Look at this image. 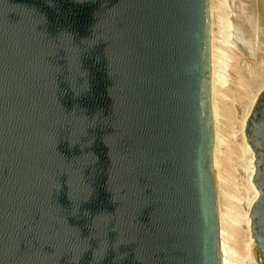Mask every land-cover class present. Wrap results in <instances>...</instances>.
I'll use <instances>...</instances> for the list:
<instances>
[{
  "label": "water",
  "instance_id": "water-1",
  "mask_svg": "<svg viewBox=\"0 0 264 264\" xmlns=\"http://www.w3.org/2000/svg\"><path fill=\"white\" fill-rule=\"evenodd\" d=\"M207 0H0V264H220ZM264 264V85L244 122Z\"/></svg>",
  "mask_w": 264,
  "mask_h": 264
},
{
  "label": "rangeland",
  "instance_id": "rangeland-1",
  "mask_svg": "<svg viewBox=\"0 0 264 264\" xmlns=\"http://www.w3.org/2000/svg\"><path fill=\"white\" fill-rule=\"evenodd\" d=\"M232 1L213 0L218 199L223 213L222 236L227 264H250L244 213L251 190L249 192L246 185L249 164L241 141V115L257 86L263 82L264 56L251 58L243 43L238 41L235 30H232ZM248 62L251 67L255 64L257 68L253 67L262 73L256 80L249 74Z\"/></svg>",
  "mask_w": 264,
  "mask_h": 264
},
{
  "label": "bare ground",
  "instance_id": "bare-ground-1",
  "mask_svg": "<svg viewBox=\"0 0 264 264\" xmlns=\"http://www.w3.org/2000/svg\"><path fill=\"white\" fill-rule=\"evenodd\" d=\"M233 20H232V30H235L236 37L240 43H243L245 49L247 50V54L253 57H262L264 56V11L262 13V9H264V0H233ZM231 7V6H230ZM214 4L213 0H207V10H208V46H209V73H208V83H209V110L211 116V124H212V141H211V161H212V169H213V178H214V186H215V199H216V221H217V243H218V251H219V262L220 264H227V254L225 243L223 240V227H222V210L220 207V202L218 199V161H217V127H216V108H215V92L213 93V88L216 85V69L214 65V32H213V24H214ZM232 11V10H231ZM231 23V22H230ZM235 36V35H234ZM242 45V44H241ZM216 48V47H215ZM245 50V51H246ZM249 56V57H250ZM250 58V59H251ZM249 59V60H250ZM251 62V61H250ZM248 62V71L251 77L256 80V77L262 75L256 69V65L252 64L255 67H251V63ZM262 72V70H261ZM262 78V77H261ZM264 85V71H263V82L258 85L255 93L251 101L244 107L243 114L241 115V129L243 134L241 135V141L244 146V150L247 155V160L249 164V170L247 174V190H251V196L247 197L246 206L247 209L245 211V224H246V237L248 241V248L253 245V237L250 233V217L248 214V210L250 204L256 197V189L253 187L252 182V167H251V153L250 146L244 141V122L250 111V108L260 91V89ZM244 104V103H243ZM245 192V191H244ZM250 192V191H249ZM250 254V253H249ZM250 256V255H249ZM250 264H257L253 259L250 258Z\"/></svg>",
  "mask_w": 264,
  "mask_h": 264
}]
</instances>
